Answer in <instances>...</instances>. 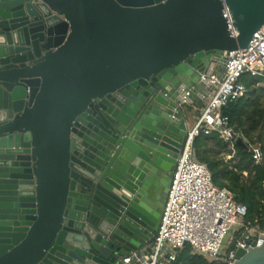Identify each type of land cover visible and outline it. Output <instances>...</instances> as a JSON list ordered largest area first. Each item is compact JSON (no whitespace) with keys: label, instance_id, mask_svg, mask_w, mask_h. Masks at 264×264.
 Segmentation results:
<instances>
[{"label":"water","instance_id":"1","mask_svg":"<svg viewBox=\"0 0 264 264\" xmlns=\"http://www.w3.org/2000/svg\"><path fill=\"white\" fill-rule=\"evenodd\" d=\"M263 28L264 0H0V264L148 246L200 75ZM248 243L230 264H264Z\"/></svg>","mask_w":264,"mask_h":264},{"label":"built area","instance_id":"2","mask_svg":"<svg viewBox=\"0 0 264 264\" xmlns=\"http://www.w3.org/2000/svg\"><path fill=\"white\" fill-rule=\"evenodd\" d=\"M223 10L231 35L236 37L228 10L225 7ZM243 74L264 80V28L253 35L247 47L225 56L221 78L216 74L200 75L201 80L212 85V91L198 108L199 113L184 138L158 230L148 246L122 257L117 264H172L186 245L209 262L230 264L237 261L238 250L248 251V241L254 237L256 247L264 245V232L244 224L246 208L233 200L229 190L213 184L207 165L196 159L193 149L194 138L201 134L208 136L215 132L231 145L241 137L230 127L227 111L247 92L240 82ZM243 141L254 164H260V150ZM229 234L230 245L223 252V242Z\"/></svg>","mask_w":264,"mask_h":264},{"label":"trees","instance_id":"3","mask_svg":"<svg viewBox=\"0 0 264 264\" xmlns=\"http://www.w3.org/2000/svg\"><path fill=\"white\" fill-rule=\"evenodd\" d=\"M240 82L247 92L230 105L229 124L234 133L260 150L261 163L254 164L250 153L225 142L215 132L194 138L193 149L196 159L207 165L213 184L229 190L233 200L246 208L244 224L264 232V80L243 74ZM172 264L225 263L209 262L186 245Z\"/></svg>","mask_w":264,"mask_h":264},{"label":"rangeland","instance_id":"4","mask_svg":"<svg viewBox=\"0 0 264 264\" xmlns=\"http://www.w3.org/2000/svg\"><path fill=\"white\" fill-rule=\"evenodd\" d=\"M193 110H195L196 112H195V114H198L199 113V109H193ZM193 110H190V113L193 115ZM231 237V234H229L226 238H225V240H224V242H223V247H222V251L224 252L228 247H229V245H230V241H229V238Z\"/></svg>","mask_w":264,"mask_h":264},{"label":"crops","instance_id":"5","mask_svg":"<svg viewBox=\"0 0 264 264\" xmlns=\"http://www.w3.org/2000/svg\"><path fill=\"white\" fill-rule=\"evenodd\" d=\"M195 110H193V115L191 114L190 116H189V118L187 119V127H188V129H190L191 127H192V125H193V122H194V119H195V116L197 115V114H195ZM145 248V247H144ZM142 249V248H141Z\"/></svg>","mask_w":264,"mask_h":264}]
</instances>
